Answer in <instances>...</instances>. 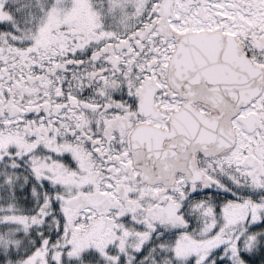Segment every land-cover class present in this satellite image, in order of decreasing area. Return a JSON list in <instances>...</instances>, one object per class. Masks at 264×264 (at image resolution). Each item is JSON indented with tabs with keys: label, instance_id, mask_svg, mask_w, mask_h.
Masks as SVG:
<instances>
[{
	"label": "snow or ice",
	"instance_id": "1",
	"mask_svg": "<svg viewBox=\"0 0 264 264\" xmlns=\"http://www.w3.org/2000/svg\"><path fill=\"white\" fill-rule=\"evenodd\" d=\"M0 264H264V0H0Z\"/></svg>",
	"mask_w": 264,
	"mask_h": 264
}]
</instances>
